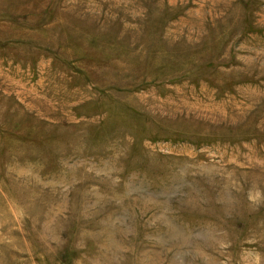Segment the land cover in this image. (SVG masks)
Instances as JSON below:
<instances>
[{
    "label": "rangeland",
    "instance_id": "rangeland-1",
    "mask_svg": "<svg viewBox=\"0 0 264 264\" xmlns=\"http://www.w3.org/2000/svg\"><path fill=\"white\" fill-rule=\"evenodd\" d=\"M0 264H264V0H0Z\"/></svg>",
    "mask_w": 264,
    "mask_h": 264
}]
</instances>
